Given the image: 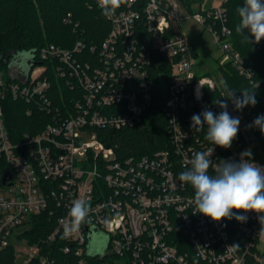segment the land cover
Instances as JSON below:
<instances>
[{
  "label": "built area",
  "instance_id": "built-area-1",
  "mask_svg": "<svg viewBox=\"0 0 264 264\" xmlns=\"http://www.w3.org/2000/svg\"><path fill=\"white\" fill-rule=\"evenodd\" d=\"M228 1L208 8L197 4L188 11L178 0H120L111 15L104 14L110 30L99 49L91 48L97 53L94 60H79L85 46L78 41L70 49L43 47L41 64L20 78L11 66L8 78L0 70V156L8 166L0 169V251L16 238L29 248L19 252L20 264H191L190 252L206 264L260 260L264 232L258 214L238 213L247 216L246 222H215L196 212L193 188L178 178L196 151L213 149L215 164L239 161L250 150L252 162L264 167V149L256 139L253 146L232 143L224 150L205 140L207 126L201 131L190 126L191 117L205 109L218 115L221 109L214 101L226 94L215 79L198 73L202 62L184 24L195 22L212 36L220 51L218 67L230 65L253 82L252 68L231 41ZM102 3L88 1L101 10ZM48 61L72 90L81 91L72 110L54 106L49 97L48 67L42 65ZM155 91L164 94L169 148L119 160L99 131L141 123ZM6 97L33 103L53 122L13 140L4 121ZM86 134L94 141L85 142ZM7 170L11 176L4 183ZM209 174H214L211 168ZM76 199L89 206L87 223L65 235ZM47 211L55 217L52 231L29 244L17 230L29 229L31 217ZM59 254L67 257L59 261Z\"/></svg>",
  "mask_w": 264,
  "mask_h": 264
},
{
  "label": "trees",
  "instance_id": "trees-1",
  "mask_svg": "<svg viewBox=\"0 0 264 264\" xmlns=\"http://www.w3.org/2000/svg\"><path fill=\"white\" fill-rule=\"evenodd\" d=\"M88 1L0 0V70L7 78L10 77L11 64L15 62L17 56L22 55L24 57V72L28 75L37 65L41 64L39 51L43 47L54 44L70 49L78 41L85 46L82 53L77 55L79 60L82 62L94 60L97 53H92L91 48L99 49L102 46L110 30V24L103 11L97 6H89ZM178 1L183 9L191 11L193 7L202 4L204 0ZM243 3L244 0H229L225 6L228 10V26L232 32V44L252 68L253 82L240 75L230 65L218 67V70L228 91H236L237 96L241 95L240 90L255 91L256 105L254 107L246 106L240 112L250 133L255 136L258 144L264 149V134L257 127H249L256 117L264 114V39L258 44L251 43L235 32V27L239 23L236 9ZM66 20L70 22L66 23ZM44 64L48 67L47 74L51 82L49 97L53 105L66 106L72 110L75 99L80 97L81 91L72 90L64 79L58 77L50 61L42 63V65ZM215 94L218 95L219 92L212 93V95ZM164 101V94L155 91L152 107L145 113L141 123L121 130H101L99 138L106 146L115 149L119 160L153 156L159 151L168 149L170 143L167 120L163 114ZM2 105L4 121L13 140H18L24 133L35 135L53 122L50 114L41 111L25 99L6 97L2 100ZM29 108L31 109L30 113ZM229 113L233 116L231 112ZM232 143L237 144L240 148L249 144L241 125H239L237 137ZM7 167L0 156V169L4 170ZM30 223L31 227L22 236L28 240L29 244L33 245L42 241L52 231L55 217L49 211L42 212L32 216ZM258 256L259 261L251 259L250 263L264 264V249L258 252ZM65 257H67L65 254L57 255L59 261ZM190 260L191 264H206L198 260L192 252H190ZM0 264H20L17 262L13 246L0 251Z\"/></svg>",
  "mask_w": 264,
  "mask_h": 264
},
{
  "label": "clouds",
  "instance_id": "clouds-1",
  "mask_svg": "<svg viewBox=\"0 0 264 264\" xmlns=\"http://www.w3.org/2000/svg\"><path fill=\"white\" fill-rule=\"evenodd\" d=\"M119 5L120 0H103V13L111 15ZM236 11L239 23L235 32L245 40L258 44L264 39V0H244ZM240 93L237 96L236 91L229 90L223 95L226 99L217 98L214 103L221 109L218 115L207 109L194 114L191 117V128L201 131L207 126L205 140L224 149L230 148L237 137L241 120L230 115L228 101L238 111L246 106L254 107L257 103L255 91L244 89ZM249 127H257L264 134V114L256 117ZM212 152L213 149L193 152L191 166L178 177L182 183L193 188L192 203L196 212L215 222L223 219L246 222L247 216L238 213L255 212L258 214L261 232H264V167L252 162L250 150L241 153L239 161L220 160L215 164L210 159ZM210 168L214 174H209ZM89 210L88 204L83 200L76 199L72 202L68 213L72 219L70 224H64L65 235L78 231L82 224L87 223Z\"/></svg>",
  "mask_w": 264,
  "mask_h": 264
},
{
  "label": "rangeland",
  "instance_id": "rangeland-1",
  "mask_svg": "<svg viewBox=\"0 0 264 264\" xmlns=\"http://www.w3.org/2000/svg\"><path fill=\"white\" fill-rule=\"evenodd\" d=\"M221 0H204L203 1V8L212 7L216 4H218ZM197 9V8H196ZM183 29L185 31V34L187 36V39L190 41L191 44H193L198 53L199 57L198 60L202 62V65L197 70L200 74H205L208 77H211L215 79L217 87L223 91L225 94H227V87L224 84V82L221 80V76L219 75L218 65H217V59L220 56V51L217 45L215 44L212 36L205 32L203 28L198 25L195 22H189L187 24L183 25ZM24 57L22 55L17 56L15 59V62L11 65L12 72L14 75L18 76V78L21 77V75L25 74L24 72ZM19 74V75H17ZM232 105V111L234 117H239L241 120L240 125L242 126V129L244 130L248 142H250V145L253 146L255 144V136H253L250 133L249 128L246 126V122L244 121L243 115L240 111L236 110ZM85 142H92L94 141V138L90 134H86L84 136ZM27 227H21L17 230L19 234L26 232ZM13 248L17 252V262L23 263V257L19 253L23 250H29L27 243H19L16 238L12 240ZM261 249H264V236L261 238L260 242Z\"/></svg>",
  "mask_w": 264,
  "mask_h": 264
},
{
  "label": "water",
  "instance_id": "water-1",
  "mask_svg": "<svg viewBox=\"0 0 264 264\" xmlns=\"http://www.w3.org/2000/svg\"><path fill=\"white\" fill-rule=\"evenodd\" d=\"M11 175H10V172L7 170V171H5V176H4V183L6 182V180L10 177Z\"/></svg>",
  "mask_w": 264,
  "mask_h": 264
}]
</instances>
